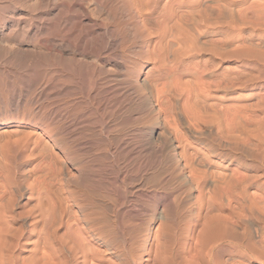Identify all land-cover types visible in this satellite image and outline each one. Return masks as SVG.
Listing matches in <instances>:
<instances>
[{
  "label": "bare ground",
  "instance_id": "6f19581e",
  "mask_svg": "<svg viewBox=\"0 0 264 264\" xmlns=\"http://www.w3.org/2000/svg\"><path fill=\"white\" fill-rule=\"evenodd\" d=\"M5 1L11 6L0 5L1 57L30 53L39 62L72 63L74 99L70 101L74 108L70 107L76 110L75 117L83 105H94L92 92L101 89L96 86L101 76L121 77L127 94L140 106L141 116L133 130L148 132L157 149L171 141L173 157L180 150L181 166L187 173L178 180L186 191H196L197 213L192 221L201 223L199 233L184 240V251H179L185 264H226L224 256L241 261L230 264L264 261V181L259 173L247 174V158L264 167V149L259 146L258 153L247 155L242 148H247L246 112L233 108L230 99L218 108V94H229L235 85L231 62L243 58L229 49L235 26H222L224 36L215 33L217 24L202 19L201 0H0ZM249 6L255 22L264 27V2ZM28 8H36L38 14ZM202 34L207 35L205 43L200 40ZM253 58L264 66V52ZM155 109L162 120L155 122L146 115ZM113 111L114 116L117 111ZM179 114L197 131L215 128L226 145L207 152L198 150L180 128ZM28 124L27 130L19 131L26 137L14 144L35 161L29 169L30 181L23 179L21 184L8 178L7 169L0 172V264H104L108 243L100 201L94 205L80 198L71 187L74 176L61 180L50 168L49 163L57 159L52 148L60 149L70 160L69 150H63L55 132L57 127L33 120ZM88 128L95 134L109 127ZM42 142L51 152L49 161L39 154ZM205 165L210 169H203ZM76 174L80 176L81 171ZM254 186L255 191L250 192ZM25 190L28 196L21 207L18 197H25ZM24 218L31 219L29 229L22 224Z\"/></svg>",
  "mask_w": 264,
  "mask_h": 264
},
{
  "label": "rangeland",
  "instance_id": "374dc122",
  "mask_svg": "<svg viewBox=\"0 0 264 264\" xmlns=\"http://www.w3.org/2000/svg\"><path fill=\"white\" fill-rule=\"evenodd\" d=\"M259 1L264 2V0H201L200 8L205 22L212 21L217 24L215 33L224 36L226 31L222 29V26H235L229 49L233 54L238 53L243 58L239 59L240 61L231 62V68L235 70L233 76L235 85L230 89L229 94L228 92L218 94L221 102L218 108L223 107V104L230 99L233 108L237 110L241 108L246 112L247 148H242L247 151V155L258 153L259 146L264 149V66L253 58L256 53L264 52V27L255 22L254 14L249 6ZM1 3L0 5L11 6L7 1ZM18 8L27 10V7L18 6ZM30 11L38 14L36 8ZM247 12H249L248 16ZM200 40L205 43L207 35L202 34ZM9 57L5 59L0 54V172H5L7 169L8 178L15 179L21 184L23 179L30 181L32 174L29 169H32L35 161L33 158L25 157L14 141L16 140V143L17 140L26 137L19 131L27 130L30 120L48 124L47 126L51 125L52 129L57 127L55 132L64 144L63 150H69L67 154L70 160L64 157L60 149L52 148L57 159L53 162L54 164L49 163L53 166L47 167L53 169L58 179L64 180L68 176H74L71 187L80 198L91 201L94 205L100 201L108 243L105 247L104 264H185V260L179 254V251H184L183 242L192 234L199 233L200 222L192 221V217L195 219L197 213L195 204L197 193L186 191L181 180H178L180 176L186 175L187 171L181 166L182 160L178 155L180 150L176 149L178 152L175 157L170 154L171 141L168 140L169 143L167 141L157 149L152 146V138L148 132L133 130L141 116L140 106L136 99L127 94L122 78L115 76L112 79L111 75L101 76L99 79L101 83L96 84L101 89L93 90L96 95L92 92V97L96 99L95 106L83 105L80 110L78 109L82 115L75 117L73 114L76 110L71 109L74 107L70 101L74 99L71 88L75 67L72 63L57 59H42L43 61L39 62V58H35L30 53L17 58L15 55L12 56L13 58ZM41 64L45 65L41 67ZM19 71L22 72L21 75ZM221 71L222 69L219 70ZM69 77H71L70 81ZM61 78L62 80L64 78L65 84L62 87L64 89L60 88L63 84ZM46 82H50L49 86L44 85ZM43 85L45 89L41 92ZM113 110L117 111L114 116ZM156 110L146 113L155 122L163 118L159 117ZM177 119L182 131L192 139L193 145L198 150L207 152L212 147L218 149L226 145L225 140L216 133L215 128L207 127L197 131L188 123L184 115L179 114ZM91 121L95 123L91 124ZM101 125H107L108 130L104 129L103 133L97 132L96 135L87 130V127H95L98 130ZM116 127H119V131ZM261 141L263 145L259 144ZM45 147V143L42 142L40 145L42 152L40 151L39 154L42 153L41 155L47 160L51 152ZM203 169H210V167L205 165ZM77 171H81L80 176H77ZM258 173L261 175L260 181H264V167L247 158V174L256 176ZM57 188H60L59 184ZM252 191H255V186L250 189V192ZM27 193L22 199L18 197L21 207L27 200ZM16 209L21 211V208ZM22 224L25 229H29L31 219L24 218ZM252 229L253 235L258 237L255 228ZM234 259L237 258L224 256L226 264L241 262L239 259L235 261ZM252 264H264V261Z\"/></svg>",
  "mask_w": 264,
  "mask_h": 264
}]
</instances>
